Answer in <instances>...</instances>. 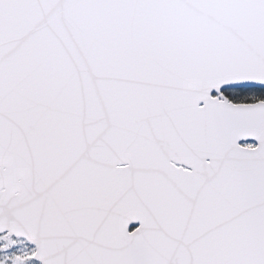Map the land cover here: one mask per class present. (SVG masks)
I'll use <instances>...</instances> for the list:
<instances>
[{"label": "snow or ice", "instance_id": "1", "mask_svg": "<svg viewBox=\"0 0 264 264\" xmlns=\"http://www.w3.org/2000/svg\"><path fill=\"white\" fill-rule=\"evenodd\" d=\"M0 264H264V0H0Z\"/></svg>", "mask_w": 264, "mask_h": 264}]
</instances>
